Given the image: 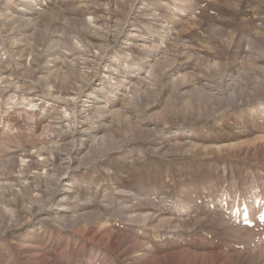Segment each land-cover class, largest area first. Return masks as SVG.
I'll use <instances>...</instances> for the list:
<instances>
[{
  "label": "rangeland",
  "instance_id": "1",
  "mask_svg": "<svg viewBox=\"0 0 264 264\" xmlns=\"http://www.w3.org/2000/svg\"><path fill=\"white\" fill-rule=\"evenodd\" d=\"M0 187V264H264V0H0Z\"/></svg>",
  "mask_w": 264,
  "mask_h": 264
},
{
  "label": "bare ground",
  "instance_id": "2",
  "mask_svg": "<svg viewBox=\"0 0 264 264\" xmlns=\"http://www.w3.org/2000/svg\"><path fill=\"white\" fill-rule=\"evenodd\" d=\"M112 82V81H111ZM28 103H30L29 105H31V102H28ZM39 103V102H38ZM23 107V106H22ZM33 107V106H32ZM15 110V109H14ZM38 110V109H37ZM16 116L18 117V118H25V120L26 121H29L30 123H32L33 122V117L31 118V116H29L28 114H26V113H24V112H17V114H16ZM34 123V122H33ZM30 127V126H29ZM33 133V132H32ZM70 168V167H69ZM63 181H65V180H63ZM10 184V183H9ZM9 190H11V188H3V187H0V193L1 192H6V191H9ZM73 191V190H72ZM9 193H10V191H9ZM20 194V193H19ZM17 195V194H16ZM76 213V212H75ZM128 214H125V213H123V212H120L119 213V218L121 219V220H126L127 222H128V220H130V219H132L133 217H128L127 216ZM4 217H5V219H4V221H6V222H8V223H16V220L14 219V212H13V210H11L10 208H8L7 207V209L4 211ZM20 217V216H19ZM16 218V217H15ZM23 218V217H22ZM27 218V217H26ZM139 218V217H138ZM19 219V218H18ZM21 219V218H20ZM135 220H137V219H135ZM80 221V220H79ZM131 221V220H130ZM133 221V220H132ZM26 222H27V220H26ZM2 222H0V224H1ZM3 224V223H2ZM1 226V225H0ZM15 226H19V224H16ZM14 225H13V227H15ZM2 227V226H1ZM2 229V228H1ZM5 231V230H4ZM75 231V230H74ZM76 232V234L77 235H81V233L79 232V231H75Z\"/></svg>",
  "mask_w": 264,
  "mask_h": 264
}]
</instances>
